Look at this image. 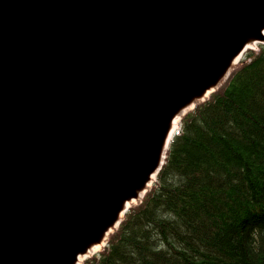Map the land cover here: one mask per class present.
Masks as SVG:
<instances>
[{
	"label": "water",
	"instance_id": "obj_1",
	"mask_svg": "<svg viewBox=\"0 0 264 264\" xmlns=\"http://www.w3.org/2000/svg\"><path fill=\"white\" fill-rule=\"evenodd\" d=\"M258 1L0 0V264L108 243L175 123L264 45Z\"/></svg>",
	"mask_w": 264,
	"mask_h": 264
},
{
	"label": "trees",
	"instance_id": "obj_2",
	"mask_svg": "<svg viewBox=\"0 0 264 264\" xmlns=\"http://www.w3.org/2000/svg\"><path fill=\"white\" fill-rule=\"evenodd\" d=\"M245 55L183 118L153 190L84 264H264V46Z\"/></svg>",
	"mask_w": 264,
	"mask_h": 264
},
{
	"label": "bare ground",
	"instance_id": "obj_3",
	"mask_svg": "<svg viewBox=\"0 0 264 264\" xmlns=\"http://www.w3.org/2000/svg\"><path fill=\"white\" fill-rule=\"evenodd\" d=\"M262 0H260V1H258L254 6H253V8L254 9H256L257 7H258V5L260 4V2H261ZM261 11H264V7H263V9L261 10ZM254 12H252V14H253ZM264 32V31H263ZM258 49V48H257ZM238 64V61L237 62H235L234 63V65H233V67H235L236 65ZM212 93H209V95H211ZM177 123L178 122H176L175 123V125L174 126H176L177 125ZM145 173H147V172H140L139 174H138V179L140 178H142L143 176H144V174ZM145 177V176H144ZM146 178H147V176L145 177V179L144 180H146ZM159 178V177H158ZM143 180V179H142ZM143 180V181H144ZM134 183V182H133ZM153 190V189H152ZM151 190V191H152ZM139 202H137V201H135V202H133L132 204H131V206H133V205H135V204H138ZM102 231V230H101ZM92 232V231H91ZM98 233V232H97ZM91 234V233H90ZM99 235V234H98ZM106 236V235H105ZM94 238V235L92 236V239L91 240H89L90 242L87 244V247L88 246H90V245H92V244H94V243H96L98 240H96L95 238ZM98 246V245H97ZM96 247V246H95ZM103 246H100V247H96L91 253H90V255H93L94 253H99L101 250H103Z\"/></svg>",
	"mask_w": 264,
	"mask_h": 264
},
{
	"label": "rangeland",
	"instance_id": "obj_4",
	"mask_svg": "<svg viewBox=\"0 0 264 264\" xmlns=\"http://www.w3.org/2000/svg\"><path fill=\"white\" fill-rule=\"evenodd\" d=\"M262 24H264V21H262L261 23H257V25L253 28V29H251V30H249V32H253L254 30H256V28H258V27H260ZM258 47H255L254 49H252L253 51H258L259 49H257ZM245 59H246V56H245ZM244 59V60H245ZM239 67V64L236 66V68H235V70L237 69ZM133 117V116H132ZM180 128H181V123H180ZM140 205V204H139ZM138 205V206H139Z\"/></svg>",
	"mask_w": 264,
	"mask_h": 264
},
{
	"label": "clouds",
	"instance_id": "obj_5",
	"mask_svg": "<svg viewBox=\"0 0 264 264\" xmlns=\"http://www.w3.org/2000/svg\"><path fill=\"white\" fill-rule=\"evenodd\" d=\"M158 250V249H157Z\"/></svg>",
	"mask_w": 264,
	"mask_h": 264
}]
</instances>
